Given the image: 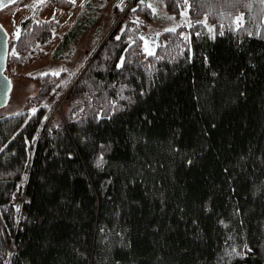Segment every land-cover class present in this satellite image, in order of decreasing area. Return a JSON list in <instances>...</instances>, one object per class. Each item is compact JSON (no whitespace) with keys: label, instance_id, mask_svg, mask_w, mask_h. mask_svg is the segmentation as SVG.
Here are the masks:
<instances>
[{"label":"trees","instance_id":"16d2710c","mask_svg":"<svg viewBox=\"0 0 264 264\" xmlns=\"http://www.w3.org/2000/svg\"><path fill=\"white\" fill-rule=\"evenodd\" d=\"M163 1L191 24L155 55L139 3L74 74H20L38 90L0 113V264H264V0ZM57 25L21 22L10 77Z\"/></svg>","mask_w":264,"mask_h":264},{"label":"rangeland","instance_id":"374dc122","mask_svg":"<svg viewBox=\"0 0 264 264\" xmlns=\"http://www.w3.org/2000/svg\"><path fill=\"white\" fill-rule=\"evenodd\" d=\"M139 3L140 0H124L122 4L120 0H76L75 4L62 7L55 0H47L44 4H39L38 0H25L21 3L16 2L8 9L0 11V22L8 31L10 38L16 36L15 34L20 30L21 22L28 17L51 19L58 22L48 41L39 43L21 65L12 67V72L15 71L16 74L11 77L10 98L7 104L0 109V113L9 114L18 111L25 104L26 98L37 92V83L29 77L20 75L21 73L35 76L48 71L62 72L61 69H67V76L74 74L85 66V63L89 61L108 36L118 27L120 28L123 22H126L128 11H132ZM118 4L119 7H117ZM144 4H152L156 9L155 15L150 19L147 18V25L142 32L144 41H148L153 52L161 41V33L165 29L191 24L188 10H185L181 17H177L167 10L163 0H145ZM79 16L87 19L84 30L64 51L59 55H54L62 35L72 27ZM133 19L143 21L146 18L136 14L133 15ZM207 28L213 32L214 25L208 24ZM145 56L147 53L144 51L143 45V57ZM65 98V93L59 97L55 107L61 104V111L55 114H62ZM9 250L13 251L12 244H10Z\"/></svg>","mask_w":264,"mask_h":264},{"label":"water","instance_id":"95a60500","mask_svg":"<svg viewBox=\"0 0 264 264\" xmlns=\"http://www.w3.org/2000/svg\"><path fill=\"white\" fill-rule=\"evenodd\" d=\"M19 0H0V11L16 3ZM0 25L2 23L0 22ZM7 34V40L5 36ZM9 56V33L2 25L0 29V109L7 104L12 88V79L6 73L7 60Z\"/></svg>","mask_w":264,"mask_h":264},{"label":"snow or ice","instance_id":"6c2138e0","mask_svg":"<svg viewBox=\"0 0 264 264\" xmlns=\"http://www.w3.org/2000/svg\"><path fill=\"white\" fill-rule=\"evenodd\" d=\"M46 2H47V0H38V3H39V4H44V3H46ZM69 2L75 4V3H76V0H69ZM123 2H124V0H120V3H121V4H122ZM144 2H145V0H140V3H141V4H144ZM184 3L187 4V0H184ZM33 6L35 7L36 5H33ZM82 6H83V5H82ZM117 7H119V4L117 5ZM147 7L150 8V9L152 10L153 13L156 12V9H155V7L152 6V4H148ZM132 11H136V9L133 8ZM185 15H186V13H185ZM169 19H172V18L169 17ZM234 23H235L236 27H238V28H239V27H242V25H243V14H241V15L238 16V17H236ZM0 29H2V25H0ZM210 30H211V29H210ZM165 31H168V32H175V31H176V28H175V27H173V28H168V29H165ZM15 35H16V38H19V35H20L19 31H17V33H16ZM187 38H188V37H185V39H187ZM5 39L7 40V34H6V36H5ZM116 39L119 40L120 37L117 36ZM141 39L144 40V37H141ZM144 51H145V52L147 53V55H149V56L155 55V53L150 49L147 40L144 41ZM13 55H16V53L13 52ZM122 62H123V61H122ZM117 67H120V65H117ZM60 71H67V69H61ZM52 74L58 76V75L60 74V72L57 71V72H53ZM43 75H48V73H44ZM36 111H37V109H35V108L32 109L33 114H35ZM45 119H46V117H45ZM101 162H102V161H101Z\"/></svg>","mask_w":264,"mask_h":264},{"label":"built area","instance_id":"2783aa9c","mask_svg":"<svg viewBox=\"0 0 264 264\" xmlns=\"http://www.w3.org/2000/svg\"><path fill=\"white\" fill-rule=\"evenodd\" d=\"M58 111H61V104H58L55 109L52 111V115L57 113ZM28 201V198H26L24 186L19 185L15 196H14V206L17 210L16 219H17V225L21 221V219L24 217L25 210L24 205Z\"/></svg>","mask_w":264,"mask_h":264}]
</instances>
